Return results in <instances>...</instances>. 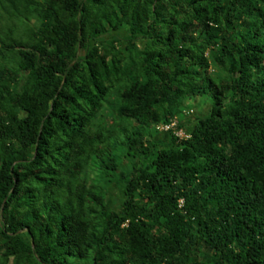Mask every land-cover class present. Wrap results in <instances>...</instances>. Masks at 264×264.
I'll list each match as a JSON object with an SVG mask.
<instances>
[{
  "label": "trees",
  "instance_id": "trees-1",
  "mask_svg": "<svg viewBox=\"0 0 264 264\" xmlns=\"http://www.w3.org/2000/svg\"><path fill=\"white\" fill-rule=\"evenodd\" d=\"M0 218V264H264V0H0Z\"/></svg>",
  "mask_w": 264,
  "mask_h": 264
},
{
  "label": "rangeland",
  "instance_id": "rangeland-1",
  "mask_svg": "<svg viewBox=\"0 0 264 264\" xmlns=\"http://www.w3.org/2000/svg\"><path fill=\"white\" fill-rule=\"evenodd\" d=\"M120 38V44L125 47L127 45V38L128 34L125 31H120L117 34ZM145 42L140 41L139 46L142 49L144 47ZM189 109H187L184 112L183 120L188 125V127L183 128L186 132H188L189 127H192L193 124L196 122V120L200 117L207 116L211 110V102L206 99H198L195 102L189 103ZM111 111L110 109L105 110V114H108V112ZM189 133V132H188ZM160 138L162 136L160 135ZM125 198L124 193L122 190H120L116 185H110L108 187V195H107V201L108 205L116 210L120 211L122 206V201ZM2 227V221L0 218V228Z\"/></svg>",
  "mask_w": 264,
  "mask_h": 264
},
{
  "label": "built area",
  "instance_id": "built-area-1",
  "mask_svg": "<svg viewBox=\"0 0 264 264\" xmlns=\"http://www.w3.org/2000/svg\"><path fill=\"white\" fill-rule=\"evenodd\" d=\"M178 121H173L170 125H161L158 130L161 132L174 131L175 135L180 139H188L190 137L189 133L184 129H177Z\"/></svg>",
  "mask_w": 264,
  "mask_h": 264
}]
</instances>
